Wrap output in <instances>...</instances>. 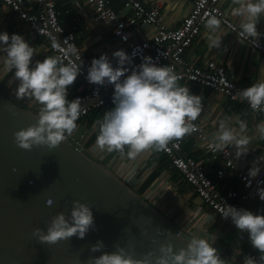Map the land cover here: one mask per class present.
Returning <instances> with one entry per match:
<instances>
[{
	"label": "clouds",
	"instance_id": "1",
	"mask_svg": "<svg viewBox=\"0 0 264 264\" xmlns=\"http://www.w3.org/2000/svg\"><path fill=\"white\" fill-rule=\"evenodd\" d=\"M234 2L238 7H234L232 12L243 17V33L255 38L257 43L256 38L261 33L257 31L256 24L264 15V0ZM220 24L217 15L206 14V36L211 48L220 46L222 35H216ZM121 39L126 40L127 36L121 35ZM34 52V47L21 34L0 31V79L11 72L9 81H15L16 99L31 98L39 106L35 124L16 130L14 141L24 149L33 145L53 148L66 141L76 128L82 102L80 97L69 100L67 92L82 69L78 63L63 62L58 55L33 59ZM137 55H141L139 46L133 48L130 54L116 49L111 53L114 65L108 54L101 53L98 58L91 59L85 75L90 84H110L113 88L112 107L105 110L97 121L94 147L103 152L116 151L129 160H135L147 149H165L170 141L195 131L196 125L192 121L197 119L202 109V95L192 93L187 85H181L180 76L172 66L161 65L149 55H141L140 63L134 64L133 58ZM97 93L98 89L94 94ZM239 95L252 110L264 112V80L242 88ZM255 127L257 136L264 139V121ZM246 129V121L239 116L221 118L212 134L211 146L215 150L231 146L235 158L246 155L251 140ZM262 167L264 153L254 158L247 169V185L251 184V179L247 178L257 177ZM257 184H264V181L257 180ZM256 192L264 201V187H258ZM52 203L50 198L45 200L46 205ZM218 213L223 218H230L238 235L246 233L250 245L259 252L258 257L244 256L241 264H264V212L223 203ZM213 219L214 216L209 222ZM93 226L90 206L73 200L67 217L63 212L57 213L46 229H33V235L40 242L55 243L73 235L83 238ZM214 239L215 236L209 238L199 234L197 226V231L189 236L185 247L174 251L171 243L161 244L159 255L153 256L149 250L142 259L134 258L119 245L115 251H102L105 245L98 239L89 246V250L100 254L90 260L91 264H153V261L154 264H225L218 248L213 246ZM234 251L240 253V249Z\"/></svg>",
	"mask_w": 264,
	"mask_h": 264
},
{
	"label": "crops",
	"instance_id": "2",
	"mask_svg": "<svg viewBox=\"0 0 264 264\" xmlns=\"http://www.w3.org/2000/svg\"><path fill=\"white\" fill-rule=\"evenodd\" d=\"M54 1L59 21L66 29L71 27L73 19L76 20L79 34L77 43L87 60L91 62L93 57L98 58L101 53H106L115 62L111 56L112 51L124 50L125 46L113 38L111 29L104 25L93 8L85 0ZM109 1L110 7L119 12L121 17L127 18L129 16V11L123 9L120 2ZM139 1L146 8L156 6L161 22L170 29H176L190 11L194 0ZM25 6L31 12L35 11L31 0H25ZM219 6L242 31L243 17L232 12V9L238 7V4L234 0H220ZM256 28L261 33L256 39L264 45V15L256 24ZM0 31H7L9 34L13 32L21 34L35 49L33 59H43L45 56L54 55L44 38L35 35L11 11L2 7H0ZM206 32L207 29L204 24L200 33L184 51L183 59L186 63L190 66L201 67L207 62H216L225 68L229 79L244 87L264 80L263 54L238 39L235 34L223 26H220L216 33L218 36L222 35L220 46L211 48ZM153 33L154 28L138 23L130 35V40L132 42L149 40ZM11 75L10 72L4 79H0V86L16 98L14 96L15 81H9ZM179 83L187 85L192 93L202 95V109L196 121L205 130L208 140L212 141V134L216 131L219 119L226 116H239L246 121V134L251 137L248 145L250 150L246 155L234 158L238 165L247 172L252 160L264 153V139L257 136L255 127L257 123L264 121V116L252 112L242 104L230 102L226 97L212 92L206 87L185 80H179ZM85 93H87V86L76 77L75 81L68 86L67 98L71 100ZM18 101L34 112L39 107L33 103L31 98H23ZM104 111L98 110L92 121H89L88 117L77 121L71 137L81 145L82 149H85L95 160L115 172L135 191L141 190L143 187L144 189L141 190L142 197L181 231L191 235L197 231V226H199V234L209 238L215 236L213 246L217 247L220 256L227 259L231 264H241L243 257L248 252L259 255L258 250L250 245L244 233L238 235L236 229L216 218L209 222L213 217L209 208L195 196L192 188L182 181L176 170L159 150L147 149L140 153L135 160H129L126 156L122 157L116 151L103 152L97 150L94 147L98 132L97 121L101 119ZM236 126L238 127V125ZM180 139L182 151L187 156L201 161L206 173L213 178L215 171L221 165V159L208 153L204 143L199 142L192 135H185ZM226 148L232 153L234 152L231 146ZM126 150L127 146H125ZM220 187L223 191H227L230 189L237 190L240 185L235 176H230L220 182ZM245 208L253 212H264V201L260 200L256 204H245ZM234 249H240V253Z\"/></svg>",
	"mask_w": 264,
	"mask_h": 264
},
{
	"label": "water",
	"instance_id": "3",
	"mask_svg": "<svg viewBox=\"0 0 264 264\" xmlns=\"http://www.w3.org/2000/svg\"><path fill=\"white\" fill-rule=\"evenodd\" d=\"M107 94L102 87L100 97ZM35 114L0 86V264H91L100 253L89 246L98 239L105 245L102 251L119 245L141 259L149 250L159 255L161 244L171 243L174 251L186 246L189 234L71 135L53 148L19 147L13 133L35 124ZM49 198L50 206L45 204ZM73 200L90 206L94 226L83 238L40 242L33 229H46L59 212L67 217Z\"/></svg>",
	"mask_w": 264,
	"mask_h": 264
},
{
	"label": "built area",
	"instance_id": "4",
	"mask_svg": "<svg viewBox=\"0 0 264 264\" xmlns=\"http://www.w3.org/2000/svg\"><path fill=\"white\" fill-rule=\"evenodd\" d=\"M85 1L93 8L104 25L111 29L113 38L125 46L124 51L126 53L130 54L133 48L139 46L141 55L152 56L159 64L172 66L174 71L179 74L180 80L206 87L212 92L226 97L230 102L242 104L252 112L264 116V112L252 110L248 103L241 99L239 93L244 86L229 79L223 66L213 61L207 62L201 67L190 66L183 59L184 51L200 33L208 13L217 15L221 20L220 26H223L235 34L238 39L264 55V45L258 40L256 43L253 37L243 33L229 19L219 6L220 0H194L190 11L176 29H170L161 22L156 6L146 8L139 0H115L122 4L123 9L129 11L127 18L121 17L119 12L112 9L109 0ZM31 2L32 7L35 9L32 12L25 6V0H0V7L11 11L19 21L26 24L30 31L44 38L53 54L60 56L63 62L71 61L80 64L82 71L77 77L87 86V93L76 96L80 97L82 102L81 114L77 121L84 118L90 110H107L111 108L112 85H94L88 83L85 79L90 62L77 43L79 34L76 20L73 19L71 27L66 29L59 21L54 0H31ZM138 23L154 28V33L149 40L140 42L130 40V35ZM121 35H126L127 39L122 40ZM141 55L133 58L134 64L140 63ZM113 64L115 65V62ZM102 87L108 91L105 97H100ZM97 89L98 93L94 94ZM192 123L196 125V130L188 135H192L199 142L204 143L208 153L221 159V165L215 171L213 178L206 173L201 161L187 156L182 151L181 139L170 141L165 149L159 151L176 170L182 181L192 188L195 196L209 208L214 218L222 220L236 229L230 218H223L218 211L223 203L245 208V204H256L260 201L256 189L264 187V184H257V180L264 181V167L261 168L257 177L247 178L251 179V184L247 185V172L238 165L232 151L228 148L215 150L211 146V141L208 140L205 130L196 120ZM230 176L236 177L240 188L223 191L220 182ZM244 234L246 235V233ZM246 255L259 256L251 252L246 253Z\"/></svg>",
	"mask_w": 264,
	"mask_h": 264
},
{
	"label": "trees",
	"instance_id": "5",
	"mask_svg": "<svg viewBox=\"0 0 264 264\" xmlns=\"http://www.w3.org/2000/svg\"><path fill=\"white\" fill-rule=\"evenodd\" d=\"M98 112V110H90L89 111V113L85 116V117H88V120L89 121H92L93 119H94V117H95V115H96V113ZM90 114V115H89ZM84 117V118H85ZM83 119V118H82ZM144 188L142 187V189L141 190H143ZM141 190H138L137 192H138V194H140L141 195Z\"/></svg>",
	"mask_w": 264,
	"mask_h": 264
}]
</instances>
